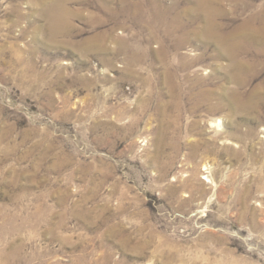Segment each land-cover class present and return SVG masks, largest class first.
I'll return each mask as SVG.
<instances>
[{"label": "rangeland", "instance_id": "374dc122", "mask_svg": "<svg viewBox=\"0 0 264 264\" xmlns=\"http://www.w3.org/2000/svg\"><path fill=\"white\" fill-rule=\"evenodd\" d=\"M264 0H0V264H264Z\"/></svg>", "mask_w": 264, "mask_h": 264}, {"label": "bare ground", "instance_id": "6f19581e", "mask_svg": "<svg viewBox=\"0 0 264 264\" xmlns=\"http://www.w3.org/2000/svg\"><path fill=\"white\" fill-rule=\"evenodd\" d=\"M264 29V28H263Z\"/></svg>", "mask_w": 264, "mask_h": 264}]
</instances>
